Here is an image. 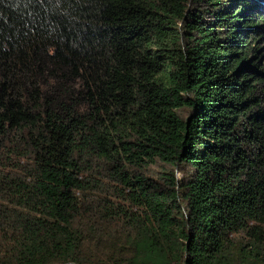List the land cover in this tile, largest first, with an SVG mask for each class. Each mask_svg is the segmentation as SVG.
<instances>
[{
	"label": "trees",
	"instance_id": "1",
	"mask_svg": "<svg viewBox=\"0 0 264 264\" xmlns=\"http://www.w3.org/2000/svg\"><path fill=\"white\" fill-rule=\"evenodd\" d=\"M55 263L264 264V0H0V264Z\"/></svg>",
	"mask_w": 264,
	"mask_h": 264
},
{
	"label": "rangeland",
	"instance_id": "2",
	"mask_svg": "<svg viewBox=\"0 0 264 264\" xmlns=\"http://www.w3.org/2000/svg\"><path fill=\"white\" fill-rule=\"evenodd\" d=\"M175 170H176V169H175ZM175 174L180 175L179 172H175ZM55 264H60V263H55Z\"/></svg>",
	"mask_w": 264,
	"mask_h": 264
}]
</instances>
